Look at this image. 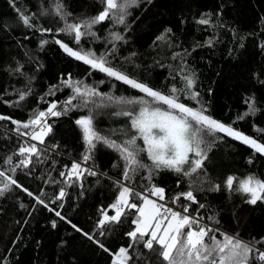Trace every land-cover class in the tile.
<instances>
[{
  "label": "trees",
  "instance_id": "obj_1",
  "mask_svg": "<svg viewBox=\"0 0 264 264\" xmlns=\"http://www.w3.org/2000/svg\"><path fill=\"white\" fill-rule=\"evenodd\" d=\"M56 2L0 0V115L27 122L51 102H57V110H63L64 102L74 94L62 83L69 78L108 96L127 99L144 95L69 56L54 42L59 39L74 50L92 51L97 56L111 53L107 55L110 66L165 94L172 87L184 89L183 76L194 73L191 91L199 95L192 99L189 92L178 91L179 102L197 110L206 109V115L264 143V131H258L264 130V0H138L137 5L128 8L123 24L105 20L93 27L95 36L85 35L79 44L71 35H57L63 21L55 14ZM60 2L71 13L69 22L95 16L103 7L100 0ZM21 15L29 16L33 26H25ZM202 18L209 23H198ZM42 28L52 32H42ZM112 33L123 39H114ZM160 36L164 39L158 40ZM43 40L48 43L41 45ZM20 92L28 93L23 101H19ZM249 97L257 111L238 119L249 111ZM93 99L100 102L99 97ZM78 104L75 100L66 114L47 117L52 131L44 144L21 136L10 121H0V170L33 193L39 194L43 188L46 201L63 188L66 196L62 214L85 232H93L99 210L107 208L118 195L117 182L125 183L124 161L103 142H95L96 147L87 151L75 121L88 115L89 109ZM120 107L89 105L95 130L118 143L128 138L124 130H129L128 136L134 132L127 117L114 115ZM205 139L210 145L207 159L192 177L161 169L153 171L149 181V168H142L130 173L128 186L136 191H144L145 186L163 187L164 201L171 203L191 185L198 203H188L189 213L195 216L199 209L202 224L215 230L210 235L222 240V234H227L245 242L264 238V202L246 203L245 194L225 186L229 175L264 180V155L223 133L206 135ZM25 142L37 144L43 162L33 157L31 173L24 168L7 171L10 165L4 160L12 156L16 164L23 159L16 153ZM137 144L143 147L139 141ZM86 154L91 158L85 163ZM138 158L151 166L146 153ZM73 161L96 175L85 172L71 181L61 177ZM3 179L0 177V181ZM215 185L220 186L218 190ZM200 204L205 207L199 208ZM132 218L128 215L120 224L109 225L106 235L97 238L113 253L121 246L127 247L130 238L125 233L133 227ZM52 220H57L56 228ZM256 247L264 250V244ZM130 254L133 259L129 264H160L142 245L135 246ZM0 257H6L2 264H111L113 259L15 186L0 195Z\"/></svg>",
  "mask_w": 264,
  "mask_h": 264
},
{
  "label": "snow or ice",
  "instance_id": "obj_2",
  "mask_svg": "<svg viewBox=\"0 0 264 264\" xmlns=\"http://www.w3.org/2000/svg\"><path fill=\"white\" fill-rule=\"evenodd\" d=\"M100 3L103 7L97 15L84 20L69 22L68 17L71 16V13L66 12L63 4L57 0L55 14L63 21V27L57 29V35L60 33L71 35L79 44L83 36H95L92 31L93 27L105 20L112 19L116 23L123 24L128 15V8L137 5L138 0H100ZM21 19L25 26H33L29 16L21 15ZM198 23L206 25L209 20L202 18ZM41 31L51 33L52 29L42 28ZM170 31L171 29L166 30V32ZM111 35L116 40L123 39L118 34L112 33ZM157 39H164V36L157 37ZM54 42L69 56L83 61L91 69L121 81L144 95L127 99L108 96L83 84L82 81L72 82L69 78L62 80V83L72 88L74 94L64 102L63 110H57V102H51L46 110L34 113L27 122L17 121L4 115H0V121H10L12 125H15L13 130L21 136L29 137L39 144H44L45 137L52 131L51 125L47 124V117H58L66 114L69 107L73 106V101L79 100V104L76 106L89 109L88 115L81 116L75 121L82 131L84 143L88 146L87 151L91 152L96 147L95 142H103L107 147L117 151L124 161L122 179L125 183L117 182L119 185L118 195L107 208L99 210V218L93 232H85L70 218L62 214L63 201L66 196L63 188L46 201L44 199L46 193L43 188L39 194L33 193L27 188H23L16 179L7 175L5 170H0V177L4 178L0 181L3 184V187H0V195H3L11 186L22 188L28 196L34 199L36 204L54 213L59 220L70 225L75 232L80 233L101 250L109 253L113 257L111 264H129L133 259L130 250L137 245H142L144 249L153 253L160 264H264V250L256 247V245L264 244V238L255 242H245L235 236L222 234L223 239H218L216 235H210L215 231L213 228L201 223L203 217L199 216V209H197V214L193 216L189 213L190 204L181 203L178 211L166 204L158 203V201L165 200L163 187L145 186L144 191H136L127 184L131 179L130 173H135L142 168H149L147 177L149 181L152 179L153 171L161 169L182 174L185 177H192L193 174L198 173L203 168L204 161L207 159L210 145L205 139L206 135L215 136L217 133H223L248 145L261 155H264V143L245 135L231 125H226L206 115V109L197 110L179 102L178 91L189 92L192 99L199 95V93L191 91L195 84L194 73L183 76L184 89L178 90L176 87H172L168 94H165L110 66L107 55H111V53L97 56L92 51L74 50L59 39H55ZM46 43H48L47 40L41 41V45ZM27 95V92H20L19 101H23ZM94 97H99L100 102L97 103L93 99ZM252 100L253 98H248L246 103H249V111L243 116H239L238 119L255 114L257 109L255 104L250 102ZM90 104L94 107L123 106L114 115L127 117L130 121V130H134L133 134L128 136L129 130H124V135L128 138L120 143L102 136L94 128ZM21 129H31V131H21ZM138 140H142L143 147L137 144ZM51 147L56 148L57 145ZM142 152L147 154V158L152 162L151 166L145 165L138 158ZM41 154V149L37 147V144L25 142L16 153L23 159L13 164V157L8 156L4 163L10 165L7 171L14 172L17 168H24L29 169V173H31L30 165L34 164L33 157L36 158L37 162L42 163ZM90 158V155L86 154L83 156V161L86 163ZM85 172L88 175H96L94 171L82 168L81 163L73 161L70 169L67 172L62 171L60 175L61 177L67 176L68 181H71L73 177L79 179ZM225 186L229 191L236 190L245 194L246 203L255 205L258 201L264 202V180L255 176L250 175L243 179H237L229 175L225 180ZM219 187V185H215L214 189L218 190ZM152 197H156V199H152ZM182 198L184 201L193 204L198 203L191 185H189L188 191L177 194L171 202L175 204ZM135 201H139V203ZM53 205L57 206L53 207ZM21 207L24 205L21 204ZM204 207L203 204L199 205V208ZM109 212L113 214L109 215ZM128 215L133 217L131 219L133 227L125 233L130 238V243L127 247H119L113 253L97 236L104 237L109 225L120 224L122 218ZM51 225L56 228L57 220H52ZM5 259L6 257H0V264Z\"/></svg>",
  "mask_w": 264,
  "mask_h": 264
},
{
  "label": "built area",
  "instance_id": "obj_3",
  "mask_svg": "<svg viewBox=\"0 0 264 264\" xmlns=\"http://www.w3.org/2000/svg\"><path fill=\"white\" fill-rule=\"evenodd\" d=\"M152 199H156V197H152ZM158 203H160V204H166L167 206L172 207L173 209L179 211V210H180L181 203L188 204V203H190V202H188V201H184L183 198H182L181 201H179V202H177V203H175V204H173L172 202H171V203H169V202H165L164 200H163V201H158ZM201 223H202V222H201ZM205 225L211 227V226L208 225V224H205ZM211 228H212V227H211Z\"/></svg>",
  "mask_w": 264,
  "mask_h": 264
},
{
  "label": "rangeland",
  "instance_id": "obj_4",
  "mask_svg": "<svg viewBox=\"0 0 264 264\" xmlns=\"http://www.w3.org/2000/svg\"><path fill=\"white\" fill-rule=\"evenodd\" d=\"M149 99H151V98H149ZM166 107V106H165ZM79 127V126H78ZM79 129H80V127H79ZM80 132H81V135H82V131H81V129H80ZM31 140V139H30ZM32 142H37V141H33V140H31ZM139 141V143H141L142 145H143V142H142V140H138ZM239 141V140H238ZM147 155V154H146Z\"/></svg>",
  "mask_w": 264,
  "mask_h": 264
}]
</instances>
